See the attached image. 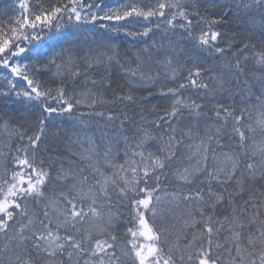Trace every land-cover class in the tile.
<instances>
[{"label": "snow or ice", "instance_id": "1", "mask_svg": "<svg viewBox=\"0 0 264 264\" xmlns=\"http://www.w3.org/2000/svg\"><path fill=\"white\" fill-rule=\"evenodd\" d=\"M14 11L0 18V100L18 106L0 108V264H264V0Z\"/></svg>", "mask_w": 264, "mask_h": 264}, {"label": "trees", "instance_id": "2", "mask_svg": "<svg viewBox=\"0 0 264 264\" xmlns=\"http://www.w3.org/2000/svg\"><path fill=\"white\" fill-rule=\"evenodd\" d=\"M104 2L112 7L118 6L120 3L123 2V0H104ZM15 7V0H0V18H7L10 15H15L14 11ZM117 43L120 45L121 52L124 53L126 52L129 48H131V43L129 39L124 38L123 36L119 37L117 40ZM134 50V49H133ZM0 73H3V70L0 69ZM96 79H99V76L95 77ZM140 95H146L145 92L139 93ZM14 107H18L17 105H14L12 100L9 99L7 101L0 100V108L6 109V110H11ZM81 112H87L86 108H82ZM83 127L87 128L88 134L92 135L95 134V136H99V128L103 127L102 123L98 124L96 121H91L86 125H83ZM53 132H63L66 131L68 136L72 135V125L71 123L65 122L63 120L57 122V127L52 130ZM51 135V133H50ZM64 139H67V137L62 135V141ZM58 147L60 148L61 151L64 150L65 145L63 142H60L58 144Z\"/></svg>", "mask_w": 264, "mask_h": 264}]
</instances>
